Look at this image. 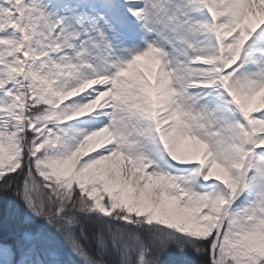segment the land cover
<instances>
[{
	"label": "snow or ice",
	"instance_id": "1",
	"mask_svg": "<svg viewBox=\"0 0 264 264\" xmlns=\"http://www.w3.org/2000/svg\"><path fill=\"white\" fill-rule=\"evenodd\" d=\"M10 192L0 264H264V0H0Z\"/></svg>",
	"mask_w": 264,
	"mask_h": 264
},
{
	"label": "trees",
	"instance_id": "2",
	"mask_svg": "<svg viewBox=\"0 0 264 264\" xmlns=\"http://www.w3.org/2000/svg\"><path fill=\"white\" fill-rule=\"evenodd\" d=\"M13 197L12 193H7V195H0V219H3L6 215L12 212ZM170 261L178 262L181 257L173 256L169 258Z\"/></svg>",
	"mask_w": 264,
	"mask_h": 264
}]
</instances>
